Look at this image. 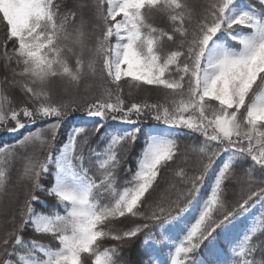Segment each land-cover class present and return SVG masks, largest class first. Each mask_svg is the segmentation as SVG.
<instances>
[{
  "label": "snow or ice",
  "instance_id": "obj_1",
  "mask_svg": "<svg viewBox=\"0 0 264 264\" xmlns=\"http://www.w3.org/2000/svg\"><path fill=\"white\" fill-rule=\"evenodd\" d=\"M0 24V264H131L141 237L136 264H264V0H0Z\"/></svg>",
  "mask_w": 264,
  "mask_h": 264
},
{
  "label": "trees",
  "instance_id": "obj_2",
  "mask_svg": "<svg viewBox=\"0 0 264 264\" xmlns=\"http://www.w3.org/2000/svg\"><path fill=\"white\" fill-rule=\"evenodd\" d=\"M3 25L0 24V36H2L3 34ZM3 69L0 68V76H3ZM151 92H155L153 90H151V86L146 87L144 90L138 91L136 92L134 95L135 97H133L134 101H148L150 103H154L157 101H163V94L161 92H159V94H157V91L154 95H150ZM157 94V95H156ZM158 98V99H157ZM145 123L147 124H155L156 122L149 119L147 121H145ZM23 131V130H22ZM15 134H10L7 133L5 131H0V140H2L5 143H10L12 142L13 138H14ZM61 139H63V137H61ZM185 143H189V141H182L181 146L183 147V145ZM12 191V189H10V192ZM236 191L238 192L239 189L237 188ZM5 203L8 202V198H5ZM249 221H251V217L249 218ZM249 221H246L245 223H248ZM258 228V233H257V237H259L261 235V226L260 225H256ZM243 227V226H242ZM142 239L143 237H141L140 239H136L134 241V243L132 245H129L128 247H126L125 251H124V255H123V259L130 261L131 264H136V262L140 261L142 258V251H143V246H142ZM46 242V241H45ZM114 241L111 240H107L104 242V247H110L114 244Z\"/></svg>",
  "mask_w": 264,
  "mask_h": 264
},
{
  "label": "rangeland",
  "instance_id": "obj_3",
  "mask_svg": "<svg viewBox=\"0 0 264 264\" xmlns=\"http://www.w3.org/2000/svg\"><path fill=\"white\" fill-rule=\"evenodd\" d=\"M153 91H154V90H153ZM125 93H127V89H125ZM135 93H136V92L133 93V96L130 97V99H133V97H135V95H134ZM155 93H156V91H155V92H151L150 95H154ZM157 94H159V92H157ZM157 94H156V95H157ZM157 99H158V98H157ZM19 167H20V164L18 163V164H17V168H19ZM16 174H17V173L14 171V172H13V181H15Z\"/></svg>",
  "mask_w": 264,
  "mask_h": 264
}]
</instances>
